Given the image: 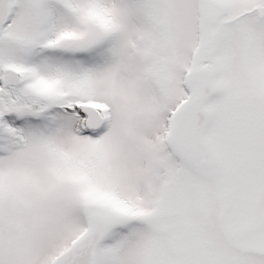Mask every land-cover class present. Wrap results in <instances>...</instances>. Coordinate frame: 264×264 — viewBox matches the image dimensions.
<instances>
[{
    "label": "snow or ice",
    "instance_id": "obj_1",
    "mask_svg": "<svg viewBox=\"0 0 264 264\" xmlns=\"http://www.w3.org/2000/svg\"><path fill=\"white\" fill-rule=\"evenodd\" d=\"M0 264H264V0H0Z\"/></svg>",
    "mask_w": 264,
    "mask_h": 264
}]
</instances>
